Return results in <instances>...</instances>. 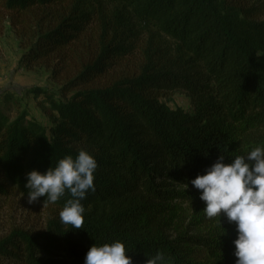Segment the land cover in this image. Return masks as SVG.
<instances>
[{
	"label": "trees",
	"instance_id": "obj_1",
	"mask_svg": "<svg viewBox=\"0 0 264 264\" xmlns=\"http://www.w3.org/2000/svg\"><path fill=\"white\" fill-rule=\"evenodd\" d=\"M250 1L0 0L18 65L58 84L28 92L47 128L0 93V205L27 200L33 169L81 149L97 162L82 228L60 222L67 192L40 197L45 228L0 237V264H84L90 246L117 240L132 264L157 251L172 264H234L235 224L206 217L190 180L264 146V23ZM175 94L191 112L162 102Z\"/></svg>",
	"mask_w": 264,
	"mask_h": 264
},
{
	"label": "clouds",
	"instance_id": "obj_2",
	"mask_svg": "<svg viewBox=\"0 0 264 264\" xmlns=\"http://www.w3.org/2000/svg\"><path fill=\"white\" fill-rule=\"evenodd\" d=\"M225 163V156L190 180L204 202L206 217L221 214L235 224L234 264H264V146H256L244 155H235ZM95 158L86 150H79L75 158L65 155L56 166L45 172L33 169L25 174L28 204L44 197L43 205L55 203L67 192V199L59 211L61 224L72 229L82 228L84 208L80 201L86 193L95 191ZM187 187V185H186ZM121 241L89 247L84 264H132ZM146 264H172L161 252L146 260Z\"/></svg>",
	"mask_w": 264,
	"mask_h": 264
},
{
	"label": "rangeland",
	"instance_id": "obj_3",
	"mask_svg": "<svg viewBox=\"0 0 264 264\" xmlns=\"http://www.w3.org/2000/svg\"><path fill=\"white\" fill-rule=\"evenodd\" d=\"M249 5L257 8L255 19L258 24L264 23V0L250 1ZM110 7L105 6L108 12ZM148 34L138 35L139 44L146 41ZM23 53L19 46V40L9 27L7 21L0 26V93L8 91L18 97L19 102L26 107L30 116L40 125L48 127L47 119L35 107L29 90L41 88L55 93L58 84L49 79V72L44 68H33L25 70L18 63ZM170 110H182L191 112L187 98L175 94L162 99ZM51 217V211L37 203L28 204L26 199L18 197L11 198L0 205V237L6 236L12 229H21L38 232L45 228L46 222ZM197 233L198 231H194Z\"/></svg>",
	"mask_w": 264,
	"mask_h": 264
}]
</instances>
